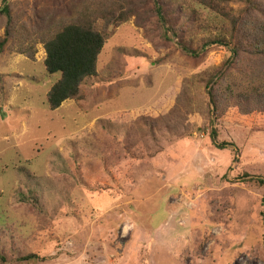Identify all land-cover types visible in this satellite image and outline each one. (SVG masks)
<instances>
[{"label": "rangeland", "instance_id": "obj_1", "mask_svg": "<svg viewBox=\"0 0 264 264\" xmlns=\"http://www.w3.org/2000/svg\"><path fill=\"white\" fill-rule=\"evenodd\" d=\"M245 1L221 0V15L193 0H11L0 264H264V108L226 96L264 91V56L241 55L215 112L208 84L227 49L179 46L227 37L232 19L263 24ZM83 17L105 38L96 75L51 111L60 74L47 73L43 40Z\"/></svg>", "mask_w": 264, "mask_h": 264}, {"label": "trees", "instance_id": "obj_2", "mask_svg": "<svg viewBox=\"0 0 264 264\" xmlns=\"http://www.w3.org/2000/svg\"><path fill=\"white\" fill-rule=\"evenodd\" d=\"M3 8L0 9V16H2L7 25L12 23V16L10 11L11 0H1ZM199 5L204 6L212 11L216 9L221 14L218 8V3L221 0H193ZM260 1L259 3H257ZM264 0H246L244 13L247 15L253 14L264 20ZM158 12L160 8L157 7ZM222 15V14H221ZM7 40L4 39L0 47L3 48ZM45 59L44 67L49 74H60V78L53 84L47 94V104L51 111L57 110L61 105L71 99L79 96L80 85L85 78L96 75L99 56L105 45L104 36L96 31L92 24L88 23L86 17L80 18L74 23H67L46 41L43 40ZM210 45L224 46L228 53L229 59L224 65L210 78L208 89V96L213 110L216 112L219 109L220 100L217 99L215 88L218 86L229 74L228 72L240 60L242 54L254 53L256 55L264 56V23H248L247 25H239L236 19L230 21V31L227 37L221 36L208 40L201 49L198 51L192 50L182 44L179 46L189 54L197 56L203 52L204 49ZM31 59L34 56L30 57ZM231 95L226 94L228 97L227 103L232 104L233 107L241 108L244 104L251 105L258 103L264 108V91L247 88L243 94H235L229 90ZM231 98V101H229ZM229 101V102H228ZM242 110H239V112ZM249 113V112H248ZM248 115V114H246ZM214 140L216 135L211 134ZM222 144L220 147H224ZM248 175H244L246 179ZM263 185L262 180H257ZM264 207V199H263ZM264 223V209L261 214ZM38 259L35 254H29L22 258L23 261H30ZM0 261L3 258L0 256Z\"/></svg>", "mask_w": 264, "mask_h": 264}]
</instances>
